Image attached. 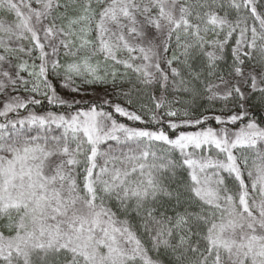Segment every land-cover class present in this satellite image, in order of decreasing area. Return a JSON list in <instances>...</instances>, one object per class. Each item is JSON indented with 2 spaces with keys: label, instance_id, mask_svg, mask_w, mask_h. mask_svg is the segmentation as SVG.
Wrapping results in <instances>:
<instances>
[{
  "label": "snow or ice",
  "instance_id": "snow-or-ice-1",
  "mask_svg": "<svg viewBox=\"0 0 264 264\" xmlns=\"http://www.w3.org/2000/svg\"><path fill=\"white\" fill-rule=\"evenodd\" d=\"M0 264H264V0H0Z\"/></svg>",
  "mask_w": 264,
  "mask_h": 264
}]
</instances>
